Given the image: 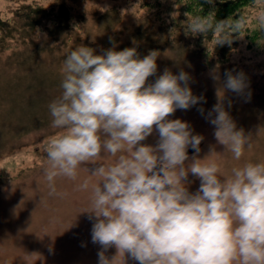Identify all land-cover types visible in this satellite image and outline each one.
<instances>
[{
	"label": "clouds",
	"instance_id": "9594fccd",
	"mask_svg": "<svg viewBox=\"0 0 264 264\" xmlns=\"http://www.w3.org/2000/svg\"><path fill=\"white\" fill-rule=\"evenodd\" d=\"M237 15L217 21L215 13H185V33L211 32L217 45H231L250 19ZM256 19L264 26V9ZM158 56L150 51L140 58L134 47L97 55L82 44L66 56L61 94L48 105L51 127L61 130L45 146L49 195L57 194L55 178L76 180L83 165H96L87 213L95 218L91 239L101 247L98 264H118L121 256L125 264V254L138 264H264V163H245L221 179L219 165L208 162L218 155L214 150L198 158L203 137L193 135L187 122L168 117L202 98L192 94L183 71L165 69L147 83L157 72ZM224 75L210 123L225 152L239 160L251 148V136L237 130L223 96L225 89L239 94L247 85L242 72ZM154 131L156 146L142 144ZM189 146L197 155L185 166ZM104 158L115 159L95 163ZM189 173L200 180L195 193L183 183ZM89 186L85 179L79 189ZM113 246L117 254L110 259L105 253Z\"/></svg>",
	"mask_w": 264,
	"mask_h": 264
},
{
	"label": "rangeland",
	"instance_id": "374dc122",
	"mask_svg": "<svg viewBox=\"0 0 264 264\" xmlns=\"http://www.w3.org/2000/svg\"><path fill=\"white\" fill-rule=\"evenodd\" d=\"M135 1L0 0V264H98L101 247L91 239L95 218L87 213L91 184L96 183L90 175L96 165H83L76 180L55 178L56 195H49L44 176L45 146L61 131L51 127L48 105L61 94L63 61L78 45L95 49L97 55L113 47L116 51L134 47L140 58L158 52L157 72L147 83H154L165 69L174 75L183 71L190 77L192 94L202 98L168 117L187 122L193 135L203 137L198 158L214 150L218 155L208 162L219 165L221 179L245 163H264V50L248 49L241 40L228 49L224 60L204 55L202 48L181 44L179 30L164 34L159 29L173 26L179 13L174 0H161L159 13L158 8L136 7ZM261 9L264 0L247 8L245 15L250 26L261 29L264 44V26L256 19ZM226 71L242 72L247 85L239 94L225 89L223 96L224 109L237 130L251 136V148L246 147L239 160L215 139L210 123L215 113L209 117ZM158 139L154 131L141 143L155 147ZM195 155L188 154L185 166ZM114 159L95 163L110 164ZM85 179H90V186L80 190ZM183 183L190 193L200 186L191 173ZM105 254L114 257L115 246ZM123 260L119 257L118 264ZM125 264L138 261L125 254Z\"/></svg>",
	"mask_w": 264,
	"mask_h": 264
},
{
	"label": "trees",
	"instance_id": "16d2710c",
	"mask_svg": "<svg viewBox=\"0 0 264 264\" xmlns=\"http://www.w3.org/2000/svg\"><path fill=\"white\" fill-rule=\"evenodd\" d=\"M155 1V4L152 2ZM175 5L178 7V16L173 19V26L168 25L160 26V30L164 34L169 30L178 31L177 39L181 44H188L189 46L198 47L204 55L210 53L212 56L217 57L219 60L226 58L225 53L232 46H236L239 41L244 40L248 49L264 50V44L262 43V32L261 29L250 26L249 23L245 31L239 34H234L233 42L231 45H217V37L211 32L207 36L203 34L192 35L186 34L185 29L187 25V17L185 13H191L192 16H207L209 13H215V19L217 21L225 20L229 17L238 19L237 14H246L247 8H252L258 0H213L212 3H208L207 0H174ZM261 1V0H260ZM136 7H150L158 8L157 12H160L162 7L161 0H137L135 1ZM157 14V13H153ZM168 28V29H167ZM262 45V47H260Z\"/></svg>",
	"mask_w": 264,
	"mask_h": 264
},
{
	"label": "water",
	"instance_id": "95a60500",
	"mask_svg": "<svg viewBox=\"0 0 264 264\" xmlns=\"http://www.w3.org/2000/svg\"><path fill=\"white\" fill-rule=\"evenodd\" d=\"M194 152V150L192 148L187 150V154H192Z\"/></svg>",
	"mask_w": 264,
	"mask_h": 264
}]
</instances>
